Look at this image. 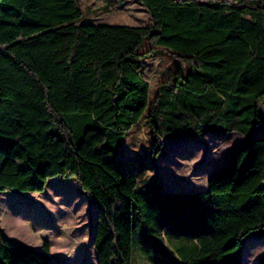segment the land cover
I'll return each instance as SVG.
<instances>
[{
  "label": "trees",
  "instance_id": "1",
  "mask_svg": "<svg viewBox=\"0 0 264 264\" xmlns=\"http://www.w3.org/2000/svg\"><path fill=\"white\" fill-rule=\"evenodd\" d=\"M152 24L83 21L79 0H0V193L73 178L97 207L98 264H242L264 237V0H137ZM178 68L154 96L141 64ZM144 116L165 143L238 131L206 190L140 185L115 163ZM161 237L167 251L159 247ZM0 227V264H53ZM259 264H264V255Z\"/></svg>",
  "mask_w": 264,
  "mask_h": 264
},
{
  "label": "rangeland",
  "instance_id": "2",
  "mask_svg": "<svg viewBox=\"0 0 264 264\" xmlns=\"http://www.w3.org/2000/svg\"><path fill=\"white\" fill-rule=\"evenodd\" d=\"M85 18L96 24L149 25L152 19L137 0H79ZM179 58L164 51L158 57L141 64L153 97L161 81L176 70ZM262 126L255 136H264V98L261 102ZM153 133L144 116L126 134L115 154L118 168L134 174L140 185L165 190L190 191L207 184L210 174L230 162L231 150L243 140L238 131L201 135L194 139L168 141L161 153H152ZM97 207L83 195L73 178L53 177L43 192H1L0 227L7 236L43 250L50 242L53 264H98L92 241ZM159 247L167 251L161 237H155ZM242 264H259L264 255V237H249L242 248ZM137 264H152L136 253Z\"/></svg>",
  "mask_w": 264,
  "mask_h": 264
},
{
  "label": "crops",
  "instance_id": "3",
  "mask_svg": "<svg viewBox=\"0 0 264 264\" xmlns=\"http://www.w3.org/2000/svg\"><path fill=\"white\" fill-rule=\"evenodd\" d=\"M243 141H244V138H243V140H242L241 142H239L238 144L242 143ZM238 144H236V145H238ZM236 145H235V146H236ZM210 175H211V174H210ZM209 177H210V176H209ZM208 182H209V178H208ZM208 182H207L206 185H204V186H202V187L194 188L193 191H195V190H206V189L208 188ZM191 191H192V190H191ZM96 212H97V210H96ZM96 226H97V214H96V222H95V225H94V232H93V238H92L93 243H94V239H95ZM4 234H5V233H4ZM5 235H6V234H5ZM6 236H7V235H6ZM7 237L10 238V239H12V240H14V241H18V239L14 238V237H12V236H7ZM19 241H20V240H19ZM21 242H22V241H21ZM138 252H140V251H138ZM242 254H243V253H242ZM140 255L144 256L142 252H140Z\"/></svg>",
  "mask_w": 264,
  "mask_h": 264
},
{
  "label": "water",
  "instance_id": "4",
  "mask_svg": "<svg viewBox=\"0 0 264 264\" xmlns=\"http://www.w3.org/2000/svg\"><path fill=\"white\" fill-rule=\"evenodd\" d=\"M232 151H233V149L231 150V155H232ZM231 155H230V159H231Z\"/></svg>",
  "mask_w": 264,
  "mask_h": 264
}]
</instances>
